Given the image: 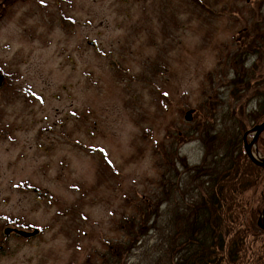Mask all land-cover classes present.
I'll return each mask as SVG.
<instances>
[{
  "label": "rangeland",
  "instance_id": "obj_1",
  "mask_svg": "<svg viewBox=\"0 0 264 264\" xmlns=\"http://www.w3.org/2000/svg\"><path fill=\"white\" fill-rule=\"evenodd\" d=\"M12 3L0 16V264H86L123 240L118 222L156 190L174 137L207 100L230 99L220 64L264 0ZM178 147L202 162L200 142Z\"/></svg>",
  "mask_w": 264,
  "mask_h": 264
},
{
  "label": "trees",
  "instance_id": "obj_2",
  "mask_svg": "<svg viewBox=\"0 0 264 264\" xmlns=\"http://www.w3.org/2000/svg\"><path fill=\"white\" fill-rule=\"evenodd\" d=\"M16 1L0 0L1 18ZM245 23L243 41L220 64L217 89L230 99L207 100L203 118L174 137L159 155L156 190L118 222L123 240L86 264H264V167L244 148L245 135L264 121V16L250 11ZM186 140L200 142V164L180 156ZM257 148L264 157V133Z\"/></svg>",
  "mask_w": 264,
  "mask_h": 264
},
{
  "label": "water",
  "instance_id": "obj_3",
  "mask_svg": "<svg viewBox=\"0 0 264 264\" xmlns=\"http://www.w3.org/2000/svg\"><path fill=\"white\" fill-rule=\"evenodd\" d=\"M4 83H5V77L3 74L0 73V89L4 86ZM192 120H193V113H188L186 115V121L191 122ZM252 131L254 134H253V139L250 143H248L246 140V136L248 134L245 136V141H244L245 152L248 155L249 159L254 164L264 167V158L261 157V154L258 152V148H257L258 140L260 136L264 133V121L261 124L256 125ZM260 227L264 230V210L262 212L260 219ZM12 232L25 239L32 238L39 234L38 230H35L33 232H27L24 230L11 229V228H7L4 230V234L6 236H9Z\"/></svg>",
  "mask_w": 264,
  "mask_h": 264
},
{
  "label": "flooded vegetation",
  "instance_id": "obj_4",
  "mask_svg": "<svg viewBox=\"0 0 264 264\" xmlns=\"http://www.w3.org/2000/svg\"><path fill=\"white\" fill-rule=\"evenodd\" d=\"M13 234H15V233L12 232L10 235H13ZM10 235H9V236H10ZM15 235H17V234H15ZM0 248H2V247H0Z\"/></svg>",
  "mask_w": 264,
  "mask_h": 264
}]
</instances>
